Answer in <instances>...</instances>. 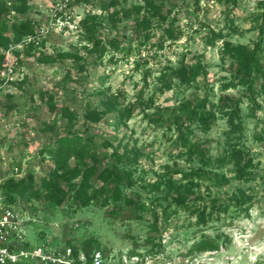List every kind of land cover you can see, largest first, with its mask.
<instances>
[{"label":"rangeland","instance_id":"1","mask_svg":"<svg viewBox=\"0 0 264 264\" xmlns=\"http://www.w3.org/2000/svg\"><path fill=\"white\" fill-rule=\"evenodd\" d=\"M108 1H83L85 6H82L90 12L79 11L84 18L94 14L100 16L97 31L104 39H123L124 32H127V40L122 44L124 50L108 49L102 61L88 65L85 71L76 69L72 61L67 65L60 62L41 64L35 57L43 52L71 51L91 59L84 46L92 45L84 36L78 38L79 34L84 35L82 26L77 31L54 33L43 47L35 49L34 58L24 57L25 76L19 80L21 87L3 88L0 96V181L34 172L40 182V177L55 166L52 157L42 154L51 134L66 129L82 131L86 127L82 116L86 103L99 106L103 96L117 95L120 103L111 102L112 109L101 122L91 126L90 131L98 143L101 157L118 144L119 152H125L126 148L130 158L138 156L134 183L124 193L145 202L146 209L125 203L115 213L110 211L112 206L103 207L98 203L83 208L37 203L33 208L26 200H21L15 207L36 217L35 222L24 228L26 242L60 250L70 244L79 246L86 238L93 237L100 242L97 250L103 252L105 264H264V100L259 94L257 99L261 106L254 110L244 98L241 103L242 126L237 128L233 140L226 135L231 126L228 115L219 106L223 93L239 96L244 90L243 86L222 90L231 77L229 62L224 64L221 61L224 39L235 43L256 40L260 31L257 17L263 10L262 0H238L233 23L225 17L228 0H200L199 4H194L193 0H166L165 10L173 9L170 18H174V37L166 38L164 28L155 26L144 43L131 32L134 16L119 14L116 16L118 23L107 19L114 10L107 5ZM116 1L118 9L131 7L137 2ZM26 2L22 5V13L10 11V22L37 15L45 17V9L52 0ZM7 4L11 5L9 1ZM212 30L222 33L214 43L207 39ZM198 55L204 58L210 71L207 84L201 79L191 86L175 84L170 89L159 88L166 65H177L185 56L192 59ZM67 68L82 82L68 81V92L65 93L61 77ZM3 70L4 67L0 73ZM257 80L259 86L260 76ZM42 92H47L45 98L41 97ZM52 93L53 102L47 100ZM152 93H155L153 103L148 101ZM194 93L207 96L215 112V120L208 130L198 122L186 129L191 139L202 142L206 157H202V153H184L186 149L180 144L184 128L169 127L151 121L145 115L158 107H175L193 97ZM140 94L144 102L139 100L135 114L130 115L127 109L138 102L136 98ZM52 103L56 105L54 110L50 109ZM63 103L75 111L74 115L58 112ZM10 104L18 107L10 110ZM237 136L254 163L252 171L256 178L248 182L235 177L237 168L233 162L217 160L224 155V147L236 143ZM107 138L113 143L108 149L102 144ZM193 167H203L209 177L196 179L198 194L224 197L243 189L257 197L253 208L248 214L231 208L207 226L198 224L194 215L173 200L187 183L182 180V171ZM157 178L163 180L159 192L151 190L147 184ZM157 221L159 229L156 230L152 226ZM206 237L217 240L218 249L196 248L195 243ZM94 251L90 254L91 260Z\"/></svg>","mask_w":264,"mask_h":264},{"label":"trees","instance_id":"2","mask_svg":"<svg viewBox=\"0 0 264 264\" xmlns=\"http://www.w3.org/2000/svg\"><path fill=\"white\" fill-rule=\"evenodd\" d=\"M8 1L11 3L9 6ZM27 0H0V70L4 67L5 53L4 50L13 42L21 41L24 35L30 34L35 29V18H17L10 22V11L20 12L23 10ZM90 3L91 0H78ZM200 0H193L194 4H199ZM263 10L257 17L260 22V31L255 41L251 43L233 42L224 39L223 48L221 50V61L225 64L229 62V72L231 77L228 83H225L222 90L229 87L243 86V93L239 96L223 93L219 100V106L223 108L225 114L228 115V121L231 125L226 132L227 138L233 140L238 127L242 126V107L241 103L246 97L252 109L261 106L257 96L260 94L264 100V0ZM238 0H228L225 17L233 23L235 17L234 11ZM107 5L114 8L108 14V20L118 23L116 16L123 14L125 16H134V25L131 29L133 36L141 40V43L147 42L150 38L151 29L155 26H162L167 34L166 38L174 37L176 28L174 18H170L173 13L172 7L166 8V0H137L131 7L122 6L118 9L116 0H109ZM117 8V9H116ZM100 16L97 14L87 15L79 22V26L83 27L84 35L79 34L78 38L84 36L88 43L92 46L85 45L90 60L71 51L64 52H43L36 56V61L44 65H52L58 62L69 64L70 61L76 69L85 71L88 65H97L103 60L108 49H123V42L127 40V32H124V38L112 37L104 39L98 34ZM212 35L208 37V42L214 43L216 38L222 37L221 32L211 31ZM44 46V45H43ZM42 46V47H43ZM36 47L34 45L26 46L23 50L16 51L18 61L24 64V59L34 58ZM25 57V58H24ZM161 90L170 89L175 84L183 86H191L194 82L203 79L206 84L209 82L210 71L207 63L201 55L188 59L183 57L177 65H166L161 73ZM258 76L261 82L258 86ZM64 84V92H68L67 82L73 81L81 83V78H74L70 68L65 69V73L61 77ZM8 87L20 88L18 81L10 82ZM6 89V88H5ZM4 89L0 90V96ZM224 92V91H223ZM47 92H42L41 97L45 98ZM154 94L148 97V101L154 102ZM117 95L111 98L102 97V102L98 106L87 102L83 111L84 122L86 127L80 130H64L63 132L52 133L48 143L44 144L42 154H47L55 160V166L47 174L40 177L38 182L37 174L29 172L22 177L9 176L0 181V198L1 204L6 206L20 205L21 200H26L29 206H36L37 203L50 204L56 207H87L93 203H98L103 207L112 206L110 211L117 212L124 203L134 205L136 208L145 210V202L136 199L132 195L127 196L124 190L134 183L135 170L138 164V156L130 158L127 153L129 151L124 148L125 152H119V144L110 152L105 153L102 157L97 148L95 136L91 133V126L98 124L102 118L112 109L111 102L119 104ZM143 95L140 94L136 101L128 107L130 115L135 114L139 100L142 101ZM47 100L53 102L54 94L50 95ZM142 104V103H141ZM9 109H16L18 105L10 104ZM56 105L52 103L50 109H55ZM142 110V107L141 109ZM58 112L66 116L74 115L75 111L68 104L63 103ZM144 112V110H143ZM145 115L151 121L166 125L184 128L180 135L181 147L186 149L184 153L199 154L206 157L203 153L202 142L200 140L191 139L186 129L191 127L193 123L198 122L203 126L204 130H208L212 122L215 120V112L209 105L207 96L202 97L201 94L194 93L193 97L181 101L175 107H158L152 112H145ZM237 120V121H236ZM116 138V137H114ZM236 143L227 148H223V156L217 160L223 162H233L237 171L235 177L241 181L248 182L256 178V174L252 171L254 167L253 159L248 155V151L244 146L240 145L239 137H236ZM103 146L108 149L113 146L109 138L102 142ZM210 158V157H209ZM206 169L203 167H193L190 170L182 171V180L187 183L179 192L174 195L173 200L182 208L189 211L195 216L196 222L200 225L207 226L209 222L220 219L224 212L235 208L239 213L245 212L253 208L254 198L243 189H238L226 196H205L195 191L198 187L197 180L209 178ZM167 176L171 180V173ZM163 180L157 178L152 183L151 190L159 192ZM264 189V184H263ZM23 210V209H21ZM25 211V210H24ZM159 229L158 221L152 226ZM25 247L31 246L29 242L24 243ZM198 249H218L217 240L210 237L203 238L195 243ZM72 248V256L78 264H91L90 254L100 247V242L89 237L82 241L81 245L76 246L70 244ZM63 247L60 250H63ZM83 255L85 261H81L79 257ZM37 262V263H36ZM8 264H46L38 260H24L17 263Z\"/></svg>","mask_w":264,"mask_h":264},{"label":"built area","instance_id":"3","mask_svg":"<svg viewBox=\"0 0 264 264\" xmlns=\"http://www.w3.org/2000/svg\"><path fill=\"white\" fill-rule=\"evenodd\" d=\"M33 3V1H32ZM85 4L78 0H52L45 9V17L35 16V29L24 35L21 41L11 43L5 50L4 70L0 73V90L10 82L18 81L25 76V66L18 61L16 51L26 46L34 45L41 48L54 33L62 34L70 30L77 31L79 22L84 18L83 13L90 12ZM36 221L33 213L21 210L14 206L0 203V264L17 263L24 260H38L46 264H78L72 256V248L63 250L52 249L47 246L25 247V227ZM85 261V257H79ZM91 264H105L103 252L94 251Z\"/></svg>","mask_w":264,"mask_h":264}]
</instances>
